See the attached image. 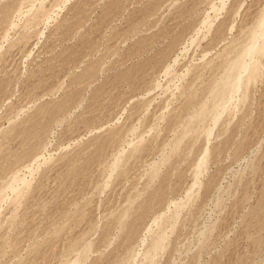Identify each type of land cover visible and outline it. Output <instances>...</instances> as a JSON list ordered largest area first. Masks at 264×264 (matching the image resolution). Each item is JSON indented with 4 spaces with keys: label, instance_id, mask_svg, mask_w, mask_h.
I'll use <instances>...</instances> for the list:
<instances>
[{
    "label": "rangeland",
    "instance_id": "obj_1",
    "mask_svg": "<svg viewBox=\"0 0 264 264\" xmlns=\"http://www.w3.org/2000/svg\"><path fill=\"white\" fill-rule=\"evenodd\" d=\"M261 21L264 0H0V264H264V33L214 92Z\"/></svg>",
    "mask_w": 264,
    "mask_h": 264
},
{
    "label": "bare ground",
    "instance_id": "obj_2",
    "mask_svg": "<svg viewBox=\"0 0 264 264\" xmlns=\"http://www.w3.org/2000/svg\"><path fill=\"white\" fill-rule=\"evenodd\" d=\"M264 25L263 21L259 22V26L262 27ZM259 28V27H258ZM263 33L264 32H260V31H255L254 35L253 36V39H254V43L251 44L250 46L248 45L247 48L239 55H237L238 59L235 60L233 63H232V67L231 69L228 71V73L226 74V76L221 79L220 82H217L216 84V87H215V96L216 98H220V99H223L224 97H226L227 93L233 91L236 87H239L240 84L242 83L243 81V73L244 71H248V69L252 68V71H256L258 69V64L255 63L253 65H250L249 63H247L244 59L245 55H248L249 53H252L257 50V51H260V48L257 47V41L259 39V37L262 35L263 36ZM252 40V38H251ZM252 42V41H251ZM243 47V46H242ZM261 53V52H260ZM256 56V55H255ZM236 57V58H237ZM247 57V56H246ZM250 58V57H249ZM235 59V58H234ZM231 63V62H230ZM229 63V64H230ZM251 63V62H250ZM228 64V66H229ZM231 65V64H230ZM227 66V67H228ZM228 70V69H227ZM246 71V72H247ZM222 78V77H221ZM218 81V80H217ZM250 84V83H249ZM240 88V87H239ZM212 94V92H210ZM220 101V100H219ZM221 103V102H220ZM204 104V103H203ZM201 105V104H200ZM207 105V104H206ZM224 106V105H223ZM205 107V106H204ZM204 107H201V108H204ZM213 108H215L213 106ZM222 109V108H221ZM202 110V109H201ZM223 110V109H222ZM211 112V111H210ZM201 115V114H199ZM219 115V113H218ZM192 116V115H191ZM219 118V117H218ZM191 119V118H190ZM193 120V119H191ZM200 126V125H199ZM18 188V187H17ZM14 189V188H13ZM148 208V204H143L141 206V214H144L146 212ZM125 217V216H124ZM164 234V233H163ZM162 235V234H161ZM159 242V240H158ZM157 242V243H158ZM159 244V243H158ZM157 244V246H158ZM156 247V246H155ZM156 250V249H155Z\"/></svg>",
    "mask_w": 264,
    "mask_h": 264
}]
</instances>
